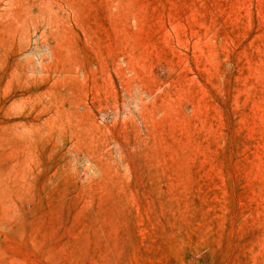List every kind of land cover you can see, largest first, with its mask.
I'll return each mask as SVG.
<instances>
[{
	"label": "rangeland",
	"instance_id": "1",
	"mask_svg": "<svg viewBox=\"0 0 264 264\" xmlns=\"http://www.w3.org/2000/svg\"><path fill=\"white\" fill-rule=\"evenodd\" d=\"M0 264H264V0H0Z\"/></svg>",
	"mask_w": 264,
	"mask_h": 264
}]
</instances>
